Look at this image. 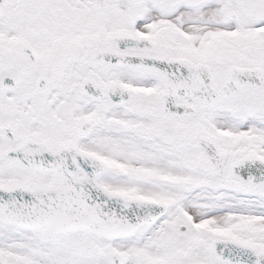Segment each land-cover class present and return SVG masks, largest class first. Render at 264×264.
Masks as SVG:
<instances>
[{"label": "snow or ice", "instance_id": "6c2138e0", "mask_svg": "<svg viewBox=\"0 0 264 264\" xmlns=\"http://www.w3.org/2000/svg\"><path fill=\"white\" fill-rule=\"evenodd\" d=\"M0 264H264V0H0Z\"/></svg>", "mask_w": 264, "mask_h": 264}]
</instances>
